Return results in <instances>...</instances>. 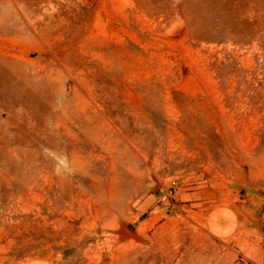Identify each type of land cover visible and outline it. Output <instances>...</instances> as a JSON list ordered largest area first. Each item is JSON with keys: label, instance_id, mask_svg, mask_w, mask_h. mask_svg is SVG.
<instances>
[{"label": "rangeland", "instance_id": "rangeland-1", "mask_svg": "<svg viewBox=\"0 0 264 264\" xmlns=\"http://www.w3.org/2000/svg\"><path fill=\"white\" fill-rule=\"evenodd\" d=\"M155 4H0V264H124L116 216L264 264V0Z\"/></svg>", "mask_w": 264, "mask_h": 264}, {"label": "bare ground", "instance_id": "bare-ground-1", "mask_svg": "<svg viewBox=\"0 0 264 264\" xmlns=\"http://www.w3.org/2000/svg\"><path fill=\"white\" fill-rule=\"evenodd\" d=\"M52 3V0H46ZM5 0H0V4H4ZM13 2V1H12ZM151 8L156 9L155 0H148ZM51 6V5H50ZM14 12V11H13ZM12 9L6 5L0 12V22L16 21ZM3 23V24H4ZM15 23V22H14ZM13 23V24H14ZM3 26V25H2ZM17 27V26H16ZM17 31V30H16ZM21 32V30H20ZM46 33V32H45ZM23 36V35H22ZM17 37V36H16ZM15 85V84H14ZM7 92V91H6ZM137 194V193H136ZM133 196V195H132ZM140 196V195H139ZM146 197V196H145ZM142 198V197H141ZM153 198V197H152ZM130 199V198H129ZM136 199V198H135ZM128 202V201H127ZM141 202V201H140ZM215 203V202H214ZM215 205V204H214ZM128 206V204H127ZM130 206V205H129ZM150 206V205H149ZM142 207V206H141ZM147 207V206H146ZM145 207V208H146ZM131 208V207H130ZM143 209V208H142ZM133 210V209H132ZM118 211V210H117ZM130 211V210H129ZM128 211V212H129ZM143 212V210H141ZM113 212V208H112ZM119 213V212H118ZM125 215V214H124ZM130 215V214H129ZM143 216V215H142ZM124 217V216H123ZM128 217V216H127ZM205 217V216H204ZM140 218V217H139ZM132 219V218H131ZM205 219V218H204ZM135 220V219H134ZM196 222V220H194ZM138 223V222H137ZM193 223V222H192ZM202 223V222H201ZM183 224V223H182ZM188 224V223H187ZM195 224V223H194ZM198 224V223H197ZM206 224V223H205ZM145 226V225H144ZM142 225L138 231H134L120 217H114L111 221L110 231H115V244H118L117 250L130 249L138 250L137 257H134L124 264H227L219 259V252L216 249H209L205 239L196 234L190 239L191 244L182 250L183 244L181 240L172 243H154L144 237ZM189 226V225H188ZM192 226V225H191ZM198 226V225H197ZM147 227V226H146ZM193 227V226H192ZM191 227V228H192ZM185 228V227H184ZM190 229V228H189ZM199 229V228H198ZM163 230V229H162ZM184 230V229H183ZM191 230V229H190ZM181 231V230H180ZM179 231V232H180ZM197 231V230H196ZM183 232V231H182ZM198 232V231H197ZM162 233V232H161ZM176 233V232H175ZM159 234V233H158ZM183 234V233H182ZM189 234V233H188ZM193 235V233H191ZM199 234V233H198ZM207 234V233H206ZM154 235V234H153ZM167 235V234H166ZM169 235V234H168ZM171 235V234H170ZM185 235V234H184ZM204 235V234H203ZM112 236V235H111ZM159 236V235H158ZM172 236V235H171ZM171 236L169 238H171ZM187 236V235H186ZM186 236H184L186 238ZM113 237V236H112ZM161 237V236H160ZM168 237V236H167ZM181 237V234L180 236ZM210 237V236H209ZM184 238V239H185ZM188 238V237H187ZM212 238V237H211ZM154 239V238H153ZM173 239V238H172ZM183 239V238H181ZM237 239V238H236ZM113 240V238H112ZM165 240V239H164ZM167 241V240H166ZM172 241V240H171ZM185 242V241H184ZM215 243V242H214ZM245 243V242H244ZM157 246V247H155ZM186 246V245H185ZM214 246V245H213ZM244 246V245H243ZM242 246V247H243ZM194 248V250H191ZM216 248V247H215ZM252 250V249H251ZM225 251V250H224ZM248 251V250H247ZM245 252V251H244ZM134 253V252H133ZM251 254V253H250ZM258 254V253H257ZM223 257V256H222ZM256 257V256H255ZM251 258V257H250ZM263 258V257H262ZM114 260V259H113ZM112 260V261H113ZM254 260V259H252ZM259 260V259H258ZM256 261V260H255ZM260 261V260H259ZM258 261V262H259ZM262 263V262H261ZM258 264V263H257Z\"/></svg>", "mask_w": 264, "mask_h": 264}, {"label": "crops", "instance_id": "crops-1", "mask_svg": "<svg viewBox=\"0 0 264 264\" xmlns=\"http://www.w3.org/2000/svg\"><path fill=\"white\" fill-rule=\"evenodd\" d=\"M210 225H211V228H212V232L214 233V235H217V236H221V235H224L226 237H231L232 236V233L227 230L225 231L223 234H221L220 232L216 231V229H221L219 228V222L217 221H213V218L210 220Z\"/></svg>", "mask_w": 264, "mask_h": 264}]
</instances>
